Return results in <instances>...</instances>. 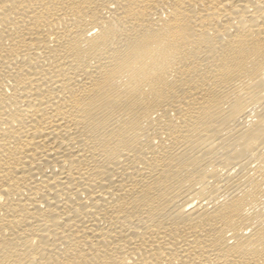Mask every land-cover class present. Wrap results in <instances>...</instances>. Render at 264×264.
<instances>
[{
    "label": "bare ground",
    "instance_id": "bare-ground-1",
    "mask_svg": "<svg viewBox=\"0 0 264 264\" xmlns=\"http://www.w3.org/2000/svg\"><path fill=\"white\" fill-rule=\"evenodd\" d=\"M0 264H264V0H0Z\"/></svg>",
    "mask_w": 264,
    "mask_h": 264
}]
</instances>
